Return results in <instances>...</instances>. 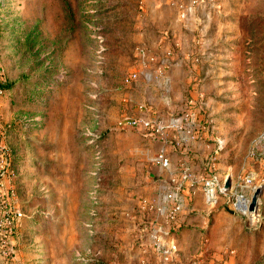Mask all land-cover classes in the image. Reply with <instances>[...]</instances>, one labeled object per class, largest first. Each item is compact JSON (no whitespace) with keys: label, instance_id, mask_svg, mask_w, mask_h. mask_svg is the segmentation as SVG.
<instances>
[{"label":"rangeland","instance_id":"374dc122","mask_svg":"<svg viewBox=\"0 0 264 264\" xmlns=\"http://www.w3.org/2000/svg\"><path fill=\"white\" fill-rule=\"evenodd\" d=\"M189 14L201 18L185 31L178 18ZM189 14L166 0H0L13 170L0 264H145L140 229L162 220L148 222L145 211L163 203L138 147L163 151L157 136L119 122L136 111L128 75L141 49L172 48L190 77L200 65L204 146L186 153L264 188V0H200ZM206 217L200 264H264V189L254 217L228 201Z\"/></svg>","mask_w":264,"mask_h":264},{"label":"crops","instance_id":"0c3cea01","mask_svg":"<svg viewBox=\"0 0 264 264\" xmlns=\"http://www.w3.org/2000/svg\"><path fill=\"white\" fill-rule=\"evenodd\" d=\"M160 1L162 0H158V2ZM166 1L173 6L179 2H187V0ZM200 18L201 15L200 17H193L192 14H189L185 19L183 18L184 21L180 18L178 20L183 22L185 31H191ZM195 44L197 46V43ZM194 53L196 52L192 54ZM174 56L175 51L167 47L163 52L153 51L150 52L149 56L141 58L138 67L135 68L137 72L133 73L132 71L128 75V81L136 84V100L132 96L127 100L135 101L133 105L136 111L132 115H140L151 120L148 127L139 128L146 134L148 133L147 135L159 138L158 143H156V150L158 152L164 151L172 160L179 158L181 162L178 164L187 165L192 172L191 177L184 178L179 172V168H174L176 163L173 162V168L163 166L156 158L157 152L154 154L152 147L145 145L142 148L138 147V152L143 153L144 161H151L150 166L153 167V170H151L150 176H156V180L160 184L157 186L158 190L151 194L152 197L161 199L162 195L174 183L182 182L184 184L183 192L186 204L178 218L177 227L172 232L173 237L178 241L179 250L166 264H200L201 261L205 260L200 255L206 249L202 243L201 233L204 231L201 227L207 223L206 216L214 211L216 205L225 203L227 196L220 195L218 201L214 203L207 201L202 182L212 166H207L204 164L205 162L200 160L203 157L202 152L199 151L194 156L186 153L189 143H193L198 150L204 146L202 137L204 133L201 129L204 125H202L203 120L200 112L202 107V87L200 85L202 74L198 62H193L198 68L191 77L187 76L189 65L175 62ZM188 83H192L189 90L186 88ZM148 106L152 109L154 118L150 115ZM162 109L167 112L166 115L157 113L161 112ZM174 143H178L177 146H180L182 155L177 156L172 153ZM230 211L236 210L230 208ZM145 212L149 217L148 222L152 223L155 218L166 221L161 212L148 209ZM218 214L221 215L222 212L220 211ZM146 225L147 223L142 225V227L145 226L143 229H140V231H144L142 232L144 234H141L142 239L137 242L138 259L145 264H159L161 258L154 256L152 230H148L149 227Z\"/></svg>","mask_w":264,"mask_h":264},{"label":"built area","instance_id":"2783aa9c","mask_svg":"<svg viewBox=\"0 0 264 264\" xmlns=\"http://www.w3.org/2000/svg\"><path fill=\"white\" fill-rule=\"evenodd\" d=\"M199 2L200 0L179 2L178 5L180 7L181 15L186 16L189 14L191 9H193ZM141 55L142 57H147L149 56V53L145 49H141ZM4 76L5 68L2 63V54L0 50V212L2 211L0 214L2 215V217H0V261L3 260V258H1L3 253H7V249H3V246L6 243L3 237V234H5L3 229L5 228V223L7 221L10 222V220L3 212V203L5 202L7 194L12 191V189L8 187V182L13 174V170H11L12 150L10 145L5 141L6 129L2 123V98L5 95L6 90L4 86ZM119 122L127 127L139 128L142 126L148 127L151 120L140 115H132L125 109L120 116ZM157 159L163 166L173 168V160L164 151L160 152ZM174 168H179L178 170L184 178L191 177L192 175V172L187 165H179L177 163ZM226 179L227 177H223L221 173L214 168L209 169V172L206 174L202 182L207 201L210 203L217 202L219 196L224 194L227 196L228 203L235 205V209L247 212L245 208L248 202L250 205L251 200L248 197L247 191L250 188H253L255 191L256 187L259 185H254L253 178L247 177L241 182L232 181L231 188L226 190ZM234 187H236V191H233ZM183 190L184 184L182 182L174 183V185H171L161 197L163 204L160 210L161 213L164 214L166 221L161 220V222L155 225L152 229L154 251L161 258V264H166L171 261L179 250L178 241L173 237L172 232L177 227L178 218L186 204Z\"/></svg>","mask_w":264,"mask_h":264},{"label":"water","instance_id":"95a60500","mask_svg":"<svg viewBox=\"0 0 264 264\" xmlns=\"http://www.w3.org/2000/svg\"><path fill=\"white\" fill-rule=\"evenodd\" d=\"M231 185H232V178L228 177L225 183L226 190H229L231 188ZM263 189H264L263 185H259L256 187L252 195V198L250 200L249 210L258 212L259 198L260 195L263 193ZM250 215L253 217L255 214H250Z\"/></svg>","mask_w":264,"mask_h":264},{"label":"bare ground","instance_id":"6f19581e","mask_svg":"<svg viewBox=\"0 0 264 264\" xmlns=\"http://www.w3.org/2000/svg\"><path fill=\"white\" fill-rule=\"evenodd\" d=\"M245 209H246V211H247V212L249 211V212H250V214H255V215L257 214V212H256V211H251V210H249V202H248V204H247V206H246V208H245ZM255 215H254V216H255ZM254 216H253V217H254Z\"/></svg>","mask_w":264,"mask_h":264}]
</instances>
